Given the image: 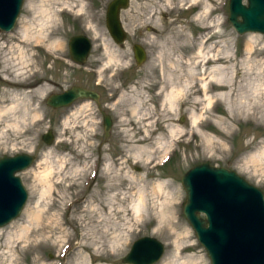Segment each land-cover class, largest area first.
Returning <instances> with one entry per match:
<instances>
[{
  "label": "rangeland",
  "instance_id": "1",
  "mask_svg": "<svg viewBox=\"0 0 264 264\" xmlns=\"http://www.w3.org/2000/svg\"><path fill=\"white\" fill-rule=\"evenodd\" d=\"M110 1L24 0L14 27L0 31V69L7 54L11 64H24L28 75L38 72L50 82L43 94L21 98L14 116H0V157H34L17 172L27 199L11 222L26 224L28 215L36 217L30 240L43 243L24 251L31 242L21 241L10 259L2 232L0 264H124L131 243L142 236L164 244L155 264L167 259L171 264H210L182 214L183 173L207 162L235 171L264 196V35L238 34L228 21L229 0H130L121 11L127 37L116 44L105 25ZM25 23L44 39L25 38ZM77 34L92 43L83 65L75 64L68 51L69 38ZM134 43L147 54L140 66L133 57ZM199 50L217 59L204 65L206 76L218 65L224 69L223 84L233 77L232 95L217 87L206 95L189 88L186 70L203 63ZM73 85L107 87L113 94L108 109L113 125L106 138L89 99L58 109L45 104L49 94ZM172 86L183 90L167 109L162 96ZM5 89L0 81L1 106L11 101L9 95L1 97ZM22 108L24 119L9 124L22 116ZM139 113L151 118L136 122ZM48 129L55 136L51 144L41 139ZM163 182L176 199L163 192L152 195ZM141 193L148 205L154 201L158 217L134 218L131 207ZM171 205L173 218L166 211Z\"/></svg>",
  "mask_w": 264,
  "mask_h": 264
},
{
  "label": "water",
  "instance_id": "2",
  "mask_svg": "<svg viewBox=\"0 0 264 264\" xmlns=\"http://www.w3.org/2000/svg\"><path fill=\"white\" fill-rule=\"evenodd\" d=\"M24 0H0V31H10ZM245 1V2H244ZM130 0H111L105 11L107 31L116 44L126 40L121 11ZM228 21L238 34L264 35V0H229ZM92 43L83 34L68 40L70 58L77 65L87 60ZM133 57L140 66L146 60L144 48L134 43ZM93 90L73 85L47 96L46 104L58 109L77 99H96ZM106 134L111 121L104 118ZM41 139L51 144L52 129ZM34 157L27 153L0 158V227L16 219L27 199V192L15 173L28 168ZM185 191L182 214L204 247L210 264H264V196L262 191L233 170L207 162L188 168L180 178ZM164 253V244L152 236L135 239L123 256L124 264H155Z\"/></svg>",
  "mask_w": 264,
  "mask_h": 264
},
{
  "label": "bare ground",
  "instance_id": "3",
  "mask_svg": "<svg viewBox=\"0 0 264 264\" xmlns=\"http://www.w3.org/2000/svg\"><path fill=\"white\" fill-rule=\"evenodd\" d=\"M206 9V6L204 7ZM32 27L27 25L25 23L22 26L21 32L22 35L25 38L28 39H34L35 41H42L44 39V36L39 31H32ZM255 33V32H252ZM201 48V46H200ZM23 50L20 51L21 56H23ZM7 54H4L3 58V65L0 69V81H2L6 87L5 90L2 91L1 97H5V95L11 96V101L8 105L1 106L0 105V116L4 113L11 114L14 116V114L17 112V109L20 107V104L22 105L21 98L26 99L27 97H30L32 95H39L43 94L50 84L49 81L46 79H41L40 76H38V72H34L31 75L27 74L26 67L23 65L19 66L17 63L11 64L9 62ZM206 56V57H205ZM197 57H201V61L203 63H196L194 66H189L186 70V76H187V83L189 84L190 89L196 90H202L204 94L206 95L208 91L210 90H216V87L221 89H228V94L232 95L234 92L233 88V77L230 78L226 84H223L222 81V75L224 74V69L222 67H219L218 65H214L211 70L208 72V77H210V81L207 80L206 76V69L204 67L205 64H207L210 60H213L214 63L217 62L216 58L211 59L210 56L204 55L202 50L198 51ZM203 57V58H202ZM110 58H113L110 56ZM197 68H200V71L197 72ZM38 76V77H36ZM233 76V75H232ZM31 77H34V79H31ZM183 88H175V86H172L171 89H169L166 93L162 96V104L165 108L171 109L175 106L177 97L182 94ZM3 99V98H2ZM212 100L211 96H207V103L210 104ZM195 101L194 103H196ZM200 102V101H199ZM26 109L22 108L20 111V115L22 116H15L11 120L13 122L12 126H17V119L23 120ZM137 115V114H136ZM136 122H139L141 120L149 119L151 118L149 113H139L137 115ZM148 127V124H147ZM173 130H171V133ZM261 155L264 156V148L261 151ZM47 177V174H45V178ZM167 193V195L172 199H176L177 195L173 191L170 190V184H166L165 182L159 183L156 187L152 189V195H159L160 193ZM152 205H148L145 199L144 194H139L137 201H135L131 207L133 216L135 219H138L142 215H145L146 217L152 215L153 217H158L160 215V211L155 209V203L152 201ZM166 211L170 214V217L173 218V212H174V205L168 206L166 208ZM36 218V217H35ZM35 218L31 216H27L25 220L27 223H22V221H13L6 226L0 227V234L2 232H5L6 240H5V249L8 253V256H11L10 259L15 258V248L17 247V244L21 241L23 242H31V237L33 236L30 228L33 225ZM31 239V240H30ZM41 245H43L42 241H38L36 243H32L28 247H24V251H31L36 250ZM172 259H167L163 261L161 264H171ZM10 264H13L10 262Z\"/></svg>",
  "mask_w": 264,
  "mask_h": 264
},
{
  "label": "flooded vegetation",
  "instance_id": "4",
  "mask_svg": "<svg viewBox=\"0 0 264 264\" xmlns=\"http://www.w3.org/2000/svg\"><path fill=\"white\" fill-rule=\"evenodd\" d=\"M146 57H147V54H146ZM99 84H98V82H96V85H99ZM97 88L98 89H90V90H93L94 92H96L97 98L96 99H89V100L92 102L93 106L95 107L96 112L101 117L99 122H100V124L104 130V137L106 138L109 135V132L107 134L105 132L104 118L107 117L110 119V121H111L110 129H111V127L113 125V120H112L110 114H108V109H110V106L113 102V98H112L113 94L106 91L107 87H105L103 89V88L97 86ZM45 104H46V102H45Z\"/></svg>",
  "mask_w": 264,
  "mask_h": 264
}]
</instances>
